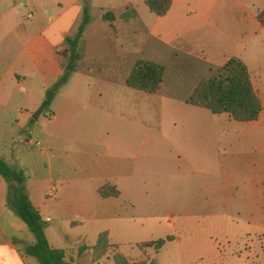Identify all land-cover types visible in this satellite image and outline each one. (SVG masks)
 Wrapping results in <instances>:
<instances>
[{
	"label": "crops",
	"instance_id": "0c3cea01",
	"mask_svg": "<svg viewBox=\"0 0 264 264\" xmlns=\"http://www.w3.org/2000/svg\"><path fill=\"white\" fill-rule=\"evenodd\" d=\"M83 6L80 0H28L22 15L29 19L33 14L27 17L26 13L32 11L33 20L21 22L13 12L0 17V159L24 175L23 189L44 222L47 244L71 249L73 264H114L110 249L93 257L90 247L96 235L105 231L108 243L118 252L111 237L142 231L148 238L133 243L140 256L127 259H143L146 264L152 259L151 264H158L154 258L163 247L167 255L171 248L175 264H264V24L255 17L264 0H170L167 11L158 16L155 34L201 61L206 69L203 75L229 57L238 58L248 72L260 110L254 120L236 121L226 113L199 118L198 111L190 109L195 116L149 137L146 146H141L145 136L140 140L134 123L120 120L109 134L108 121L93 117L84 94L79 97L72 88L62 91L73 74L85 76L83 70H71L50 104L46 108L42 104L45 90L63 72L57 50L64 36L77 28ZM69 8L73 15L65 18ZM10 31L20 41L14 55L6 39ZM195 83L180 99L166 97L170 107L184 104L198 109L184 103ZM43 109L46 120L39 133ZM84 109L89 113L83 115ZM205 125L211 133H204ZM206 151L212 158L206 169L215 176L190 183L187 167ZM140 165L146 166V173L158 172L160 177L167 173L168 179L139 185ZM52 178L59 181L57 187L50 186ZM88 182H93L94 197L92 192L83 193ZM105 182L118 191L116 197L97 194ZM45 187L56 195L47 196ZM6 192L0 176V264H39L24 252L35 239L5 205ZM193 205L200 207L199 214L186 213ZM69 206L72 213L63 214ZM220 206H228L229 211L220 213ZM206 207H212L211 211L216 207V213L209 214ZM89 218L104 221L91 233L93 244L84 243L88 232L80 229ZM57 219L63 224L60 235L50 225ZM187 221L194 225L186 226ZM167 235L172 239L156 252L136 247ZM197 238L202 239L200 244L190 241ZM76 244L86 248L77 252L72 248Z\"/></svg>",
	"mask_w": 264,
	"mask_h": 264
},
{
	"label": "rangeland",
	"instance_id": "374dc122",
	"mask_svg": "<svg viewBox=\"0 0 264 264\" xmlns=\"http://www.w3.org/2000/svg\"><path fill=\"white\" fill-rule=\"evenodd\" d=\"M18 2H21L22 6L17 7ZM80 4L86 7L87 13L86 21L83 23L82 34L75 47L74 56L71 57L69 55L67 45L64 43L57 50V54L61 58L63 71H66L65 69L68 67V74H71L74 70H83L86 73H84L85 76L82 78L75 74H73V77L70 76V80L67 84H64L62 91L72 88V91L76 92L79 97H82L84 94L85 99L83 101L89 104L90 107L92 106L91 113L93 117L100 116L103 120L106 119L108 121L109 134L114 130L113 125L116 122L120 120L129 121L139 127L140 140L142 136H145V140H141V146H146L149 137L164 134L172 123L195 116L189 112L191 111L190 109L198 111L197 117L199 118L209 119L214 117V115L205 109L189 108V106L184 104L170 107L171 101L165 99L169 96L177 99L182 98L193 82L195 83L209 74L203 75L206 69L201 61H194L191 57H187L182 51L177 49L175 44H165L162 35L158 37L155 34V26L159 22V18L146 8L143 0H80ZM130 7L135 10V17L122 18L125 11L129 12ZM27 8L28 0H0V17H2L4 12L6 14L13 12L21 22L25 20L31 21L35 17L32 11H30V14L32 13L33 15L31 14L32 16L29 19L25 18L24 13L22 15L23 10H27ZM72 10V8L67 10L65 18L73 15ZM106 12L111 13L112 20L102 19V15ZM81 22L82 19L80 18L79 24ZM6 39L11 41V54L14 55L19 49L20 41L13 31L9 32ZM69 56L72 60H69ZM137 59L154 60V62L163 65L164 72L157 92L153 94L145 93L124 85V78L133 62ZM189 67L190 71L188 70ZM86 109L82 110L83 115L89 113V110L87 112ZM45 116L46 109H43L39 118V133H41L42 129L41 123H44L46 120ZM204 133H211V127L205 125ZM204 140V143L208 144L209 141L207 139ZM204 153H207V155L191 159V164L187 167L186 176L190 183L207 181L215 176L206 169L212 158L208 151L202 154ZM218 159H223V157ZM201 161L202 165H200ZM140 168L141 172L137 177L139 185L145 186L154 184L157 181L161 182L163 178L168 179L167 173L165 175L162 174L160 177V173L158 172L146 173V166L140 165ZM202 172L203 174H201ZM58 184L59 181L52 178L50 186L57 187ZM92 185L93 182L87 183V187L83 191L85 195L92 192V196L94 197ZM43 190L46 195L51 194L50 197H53L54 194L56 195L55 191L49 187H45ZM92 207L96 208L95 205ZM188 208L187 214H199L198 208L200 207L193 205ZM210 208L212 207H206L209 214L211 212L216 213V207H214L213 211ZM218 210L220 213H227L229 207L220 206ZM62 213H72L70 206L65 207ZM103 222V220L89 218L84 223V227H80V229H85L88 232L87 241L84 243L88 244L92 242L93 244L94 239L91 233H93L95 228H99V223ZM184 224L186 226H193L194 222L187 221ZM50 225L53 233L61 234V225H63L61 220H53ZM129 227H135V225L129 224ZM141 233L143 232L129 231L128 233H120L111 237V243L116 245L118 252L123 256L137 258L140 256V252L134 247L133 243L148 238V235ZM201 240L200 238L190 239L191 242L196 244H200ZM205 243L204 239V245ZM77 246L79 245L76 244L72 248H76ZM256 247L260 248L261 246L257 245ZM164 249L162 247L156 253L154 258L156 262L158 264H175L173 263L175 260L173 261V257H171V248H169L168 255L164 252ZM109 254H111V251ZM82 262L85 263L86 259H82ZM152 262L153 260L151 259L149 263L151 264Z\"/></svg>",
	"mask_w": 264,
	"mask_h": 264
},
{
	"label": "trees",
	"instance_id": "16d2710c",
	"mask_svg": "<svg viewBox=\"0 0 264 264\" xmlns=\"http://www.w3.org/2000/svg\"><path fill=\"white\" fill-rule=\"evenodd\" d=\"M146 8L155 16H162L170 6V0H143ZM87 9L83 6L81 24H78L72 35L64 36L63 43L67 45L69 55L74 56L75 47L83 31V23L86 21ZM128 13V14H126ZM110 12L102 15V19L112 20ZM133 8L125 11L122 18L135 17ZM257 21L264 24V7L255 14ZM69 56V60L71 57ZM72 60V59H71ZM164 67L162 64L148 59H137L131 65L124 78V85L131 89L145 93H155L162 80ZM68 72L63 71L59 77L45 90L42 100L46 108L56 90L67 79ZM184 103L198 108H203L211 114L226 113L236 121H249L257 118L260 103L255 95L243 63L236 57L227 58L224 63L216 67L207 77L197 81L184 99ZM0 176L6 182L7 192L5 205L24 223L27 230L34 236V242L27 245L24 252L33 256L39 264H73L71 249L68 251L61 248L50 247L43 235L44 222L38 211L31 205L23 189L24 175L20 170L15 171L0 159ZM100 197H116L118 191L109 183H103L96 189ZM172 239L171 235L143 241L136 244L139 250L151 248L156 252L161 245ZM86 248L79 245L74 248L77 252ZM94 258H99L110 249V260L114 264H146V261L131 260L114 251V246L108 243L105 231L96 235L94 244L90 247Z\"/></svg>",
	"mask_w": 264,
	"mask_h": 264
},
{
	"label": "built area",
	"instance_id": "2783aa9c",
	"mask_svg": "<svg viewBox=\"0 0 264 264\" xmlns=\"http://www.w3.org/2000/svg\"><path fill=\"white\" fill-rule=\"evenodd\" d=\"M17 5H18V6H22V3H21V2H18ZM30 15H31L30 12H27V13H26V16H27V17H30ZM47 195L50 196L51 194H47Z\"/></svg>",
	"mask_w": 264,
	"mask_h": 264
},
{
	"label": "water",
	"instance_id": "95a60500",
	"mask_svg": "<svg viewBox=\"0 0 264 264\" xmlns=\"http://www.w3.org/2000/svg\"><path fill=\"white\" fill-rule=\"evenodd\" d=\"M41 107H42V106H41ZM41 107H40V108H41ZM38 112H39V109L35 111V113H34V115L32 116V118H36Z\"/></svg>",
	"mask_w": 264,
	"mask_h": 264
}]
</instances>
